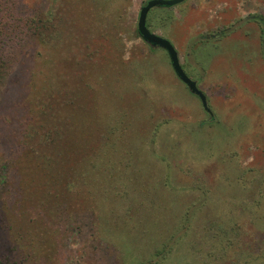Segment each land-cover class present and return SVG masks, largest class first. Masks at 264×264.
<instances>
[{
	"label": "rangeland",
	"instance_id": "1",
	"mask_svg": "<svg viewBox=\"0 0 264 264\" xmlns=\"http://www.w3.org/2000/svg\"><path fill=\"white\" fill-rule=\"evenodd\" d=\"M147 2L0 0V264H264V0L149 12L212 121Z\"/></svg>",
	"mask_w": 264,
	"mask_h": 264
},
{
	"label": "water",
	"instance_id": "2",
	"mask_svg": "<svg viewBox=\"0 0 264 264\" xmlns=\"http://www.w3.org/2000/svg\"><path fill=\"white\" fill-rule=\"evenodd\" d=\"M183 1L185 0H148L140 10L138 32L147 43L152 46H160L168 52L172 67L177 76L188 85L193 93H196L200 97L203 106L209 110L206 94L198 87L197 82L186 73L175 45L168 38L153 32L148 26V15L152 8L156 6H174Z\"/></svg>",
	"mask_w": 264,
	"mask_h": 264
},
{
	"label": "trees",
	"instance_id": "3",
	"mask_svg": "<svg viewBox=\"0 0 264 264\" xmlns=\"http://www.w3.org/2000/svg\"><path fill=\"white\" fill-rule=\"evenodd\" d=\"M148 26H150L149 23H148ZM226 30H227V29L223 30V34L227 32ZM225 31H226V32H225ZM151 46H152V45H151ZM152 47H155V46H152ZM207 100H208V99H207ZM208 106H209V104H208ZM203 107H204V106H203ZM204 110H205V111L208 113V115L210 116L211 121H212L213 119H215V117H214V113H213V111H212V109H211L210 106H209V110L206 109L205 107H204ZM169 248H171V247H168V245H166V247H163L162 249H160V250L155 254L154 258H152V259L150 260V263H149V264H160L161 261H163L164 259H167V257H168L167 252L170 251ZM5 259H6V260L9 259V256L7 255L6 257H3V258L0 256V263H2V261L5 260ZM11 264H13V262H11ZM147 264H148V263H147Z\"/></svg>",
	"mask_w": 264,
	"mask_h": 264
},
{
	"label": "flooded vegetation",
	"instance_id": "4",
	"mask_svg": "<svg viewBox=\"0 0 264 264\" xmlns=\"http://www.w3.org/2000/svg\"><path fill=\"white\" fill-rule=\"evenodd\" d=\"M248 18H253V20H255L256 22H258L259 24H261L262 25V30H261V36H262V44H263V49H264V16H262V15H260V14H253V15H250ZM231 28L230 27H228L227 28V32H228V30H230ZM225 31V32H226ZM154 32V31H153ZM226 32V33H227ZM218 35H223V30H220V32L218 33ZM215 36V35H214ZM151 45V44H150ZM183 65V64H182ZM183 68H184V66H183ZM176 73V72H175ZM177 75V74H176ZM179 78V77H178ZM180 79V78H179ZM193 80H195L196 82H197V85H198V87L201 89V87H200V84L198 83V80L197 79H195V78H192ZM181 80V79H180ZM182 81V80H181ZM183 82V81H182ZM184 83V82H183ZM185 84V83H184ZM187 87H188V85L187 84H185ZM188 89L190 90V88L188 87ZM202 90V89H201ZM203 91V90H202ZM190 92L191 93H193L191 90H190ZM204 92V91H203ZM205 93V92H204ZM194 95H196L199 99H200V97L196 94V93H193ZM206 94V93H205ZM206 97H207V99H208V96H207V94H206ZM200 101H201V99H200ZM201 103H202V101H201ZM203 105V104H202Z\"/></svg>",
	"mask_w": 264,
	"mask_h": 264
}]
</instances>
